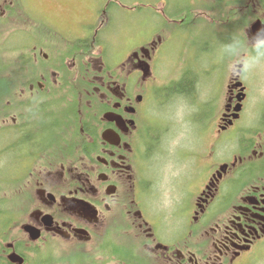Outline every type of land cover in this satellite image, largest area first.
Returning <instances> with one entry per match:
<instances>
[{"label": "flooded vegetation", "instance_id": "1", "mask_svg": "<svg viewBox=\"0 0 264 264\" xmlns=\"http://www.w3.org/2000/svg\"><path fill=\"white\" fill-rule=\"evenodd\" d=\"M18 1L0 0V25L21 23L0 47L8 55L21 52L20 66L0 67V192L16 185L26 188L25 195L32 192L21 210L27 214L22 224L27 239V226L40 240L75 244L102 233L107 247L113 227L122 224L152 264H252L259 258L264 251V106L259 104L258 111L247 106L243 64L257 45L264 50L263 4L256 13L252 0L230 8L257 17L243 26L248 51H241L239 65L233 59L224 102L206 120L213 142L205 150V107L189 98L195 84L190 94L177 92L179 82L193 79L183 73L170 84L154 81L169 37L174 39L187 21L185 1L159 0L154 5L160 8L134 1L138 4L129 12L148 25L127 28L141 36L121 51L122 0H91L82 10L79 33L36 5L33 9L47 17H33L29 9L23 19H13ZM259 21L263 27L254 30ZM163 107L167 118L160 114ZM247 112L254 118L250 125L242 121ZM186 125L197 130L196 145H184ZM11 212H0L5 238L12 235ZM21 244L6 240L0 249L4 264H14L13 252L27 261ZM120 254L122 264L134 262L123 249Z\"/></svg>", "mask_w": 264, "mask_h": 264}, {"label": "rangeland", "instance_id": "2", "mask_svg": "<svg viewBox=\"0 0 264 264\" xmlns=\"http://www.w3.org/2000/svg\"><path fill=\"white\" fill-rule=\"evenodd\" d=\"M134 1L136 0L121 1L123 4V6H120V9H122L121 23L123 25L122 28H125V32L120 33V51L130 44L131 41L140 39L141 36L139 31L128 32L129 30L127 28H131L132 30L138 29L140 26L148 25L146 18H142L141 15L136 16L132 11L129 12V10L138 4V1ZM139 1L140 3L148 5L152 4L157 8L161 7L160 5H154L159 0ZM175 1H185V4H187L185 9L189 5L188 11H185V14L182 16L184 18L188 13L187 21L185 20L181 23L183 24V28L181 32L176 34L174 39L171 40L169 35L165 34L169 37V44L165 49L164 55L158 58L157 64L159 70L155 72L157 79L154 81L158 84H170L171 81H179L183 73H187L189 78L193 79L195 90L189 98L194 100V97H196L198 101L200 100L203 103V107H205L203 118L205 130L204 127L201 130L204 132V139L206 138L204 147L207 150L210 142H213V134L207 131L208 121L206 120L210 112L217 114L219 104H223L224 102L225 89L229 83L227 81L230 76L229 73L235 67V63L239 65L243 61L240 57V55H243L241 51H248L241 31L245 22L247 23L250 20L254 22V18L257 16L253 14L252 20L249 16H243L238 11L235 13L234 11H230L231 7L246 5L248 0H168L167 2L174 5L177 3ZM252 2L254 11L259 10V3L264 6V0H252ZM34 5L38 6L42 11L52 13V18L49 17L50 19L58 18L62 24L73 27L79 33L80 26L78 25H80V22L84 18L82 10L87 9L91 5V0H63V2L56 0L55 3H45L44 0H19L18 2H14L12 7V10H14L12 18L23 19L25 11L33 9ZM173 5L168 7H172ZM214 8H216L217 12L214 11ZM32 16L44 18L46 15L42 17L33 9ZM177 18L180 19L179 16ZM194 19L195 21L192 22L191 20ZM218 19H221V22ZM4 25L7 26L0 25V47L4 45L8 35L10 38L12 34L15 35L18 33L21 23L18 26ZM167 25L169 26L170 24ZM85 37H87V41L88 34ZM233 40L236 41V51L230 58L229 49L231 50L232 48ZM86 41L83 44H86ZM108 48L110 49V45H108ZM113 48L115 50L116 45ZM111 50L113 49L111 48ZM20 55L21 52L19 51H14L9 55L4 52L0 53V67L16 68V66H20ZM235 57V63L232 64ZM247 57L250 58L251 55L248 54ZM116 61L117 58H111V62L114 63ZM225 68H227V72ZM244 81L250 94L247 106L249 105L251 110L255 109V111H258L259 104L264 106V70L256 71L249 75L245 74ZM16 90L14 93H17V95L14 96V99L18 98V103L21 100L19 95L20 90ZM165 98L169 100L172 99V96L165 94ZM66 100L69 101L67 97ZM210 101L211 105H209ZM174 103L181 104V101H175ZM208 105L209 107H207ZM82 109L83 114H85L84 107ZM160 114L167 118L168 110L163 107ZM242 121L249 125L252 124L254 121L252 113L247 112ZM177 129L179 128L175 130ZM185 132L186 136L183 139L184 145L187 147H190L192 143L196 145L197 130L192 131L191 125H186ZM15 167L16 165H14ZM25 193L26 188L21 185L13 186L12 191L7 189L0 192V212L12 211L13 216L10 224L12 235H7L5 238V235L0 233V249L1 247L4 248L6 240L15 241L18 244L22 243V248L25 251L24 254L27 257V264H122L120 258L117 256L122 249L125 254H130V256L124 255L134 261H131V263L125 261L123 264H152L147 261L149 258L144 255V250L139 246L138 240L133 239L132 235H126V232L122 229L126 225L122 224H120V227L118 225L117 227H113V231L108 236L109 242L107 247L102 246L105 242L102 239V233H98L91 240L92 242L87 244L65 243L62 240L51 239H42L34 243L29 241L22 231V224L26 220L27 214L25 211V213H22L21 210L27 208L30 199L27 195L30 196L32 192L30 191L27 195ZM14 215L18 217H14ZM121 221L123 220L121 219ZM104 232L105 230L103 234ZM0 264H4L3 258L0 259ZM252 264H264V251Z\"/></svg>", "mask_w": 264, "mask_h": 264}, {"label": "clouds", "instance_id": "3", "mask_svg": "<svg viewBox=\"0 0 264 264\" xmlns=\"http://www.w3.org/2000/svg\"><path fill=\"white\" fill-rule=\"evenodd\" d=\"M260 70H264V50L257 45L255 55L251 56L248 61L243 64V72L249 75Z\"/></svg>", "mask_w": 264, "mask_h": 264}, {"label": "water", "instance_id": "4", "mask_svg": "<svg viewBox=\"0 0 264 264\" xmlns=\"http://www.w3.org/2000/svg\"><path fill=\"white\" fill-rule=\"evenodd\" d=\"M25 230L30 233L32 240H37L40 236L39 233L37 231L33 230V228H31V227H26ZM9 259L13 263L24 264V259L15 253L10 255Z\"/></svg>", "mask_w": 264, "mask_h": 264}, {"label": "trees", "instance_id": "5", "mask_svg": "<svg viewBox=\"0 0 264 264\" xmlns=\"http://www.w3.org/2000/svg\"><path fill=\"white\" fill-rule=\"evenodd\" d=\"M194 83L193 80H182L181 82H179V84L177 85V92H182V93H186V94H190L193 91V87ZM120 252L117 254V256L120 258Z\"/></svg>", "mask_w": 264, "mask_h": 264}, {"label": "snow or ice", "instance_id": "6", "mask_svg": "<svg viewBox=\"0 0 264 264\" xmlns=\"http://www.w3.org/2000/svg\"><path fill=\"white\" fill-rule=\"evenodd\" d=\"M45 3H55L56 0H44ZM60 2H63V0H60Z\"/></svg>", "mask_w": 264, "mask_h": 264}]
</instances>
